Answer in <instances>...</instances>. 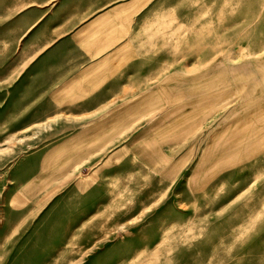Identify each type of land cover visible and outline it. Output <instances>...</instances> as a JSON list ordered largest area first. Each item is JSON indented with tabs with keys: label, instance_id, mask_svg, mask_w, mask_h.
Segmentation results:
<instances>
[{
	"label": "rangeland",
	"instance_id": "1",
	"mask_svg": "<svg viewBox=\"0 0 264 264\" xmlns=\"http://www.w3.org/2000/svg\"><path fill=\"white\" fill-rule=\"evenodd\" d=\"M157 3L156 78L98 108L108 139L36 199L23 186L68 122L0 105V264H264V144L238 145L264 137V0Z\"/></svg>",
	"mask_w": 264,
	"mask_h": 264
},
{
	"label": "crops",
	"instance_id": "2",
	"mask_svg": "<svg viewBox=\"0 0 264 264\" xmlns=\"http://www.w3.org/2000/svg\"><path fill=\"white\" fill-rule=\"evenodd\" d=\"M157 10V0H0V105L15 107L19 122H68L52 130L56 142L32 187L23 186L26 195L36 199L51 180L75 176L91 159L93 139L109 137V111L98 108L124 106L125 90L156 78ZM26 107L53 112L22 117ZM140 152L133 156L145 163Z\"/></svg>",
	"mask_w": 264,
	"mask_h": 264
},
{
	"label": "bare ground",
	"instance_id": "3",
	"mask_svg": "<svg viewBox=\"0 0 264 264\" xmlns=\"http://www.w3.org/2000/svg\"><path fill=\"white\" fill-rule=\"evenodd\" d=\"M212 68L215 70V71H220L221 72V74H220V78H222V79H224L225 77L227 78V74L228 73H231V71H229V68L227 67V66H222V65H220V64H214V65H212ZM240 69H243V68H240ZM237 71V70H236ZM226 76H225V75ZM225 78V79H226ZM247 85V84H246ZM264 137H263V135H259V133H257V132H254V133H252V134H249V136H248V138H246V136L245 135H243V138H242V136H241V140L238 142L239 144L238 145H241V144H243V145H251L252 147H251V152H254V150H257V147H258V145H261V143H263L264 144ZM247 145V146H248ZM254 146V147H253ZM214 147V150H216L215 149V145L213 146ZM254 148V149H253ZM212 150H213V148H212ZM213 150V157L215 156V158L216 159H222V161H223V159H225V160H228L229 158L227 157L228 156V154L229 153H231L232 151H230V150H225L223 153L222 152H220V151H218V149L216 150V151H214ZM236 153L235 155L237 156V154L239 155L240 154V152H238V151H234L233 150V153ZM225 154H227V156H225ZM240 157H241V155H239ZM223 157V158H222ZM239 158V157H238ZM241 159V158H240ZM239 160V159H238ZM236 164H238V163H236ZM201 173V174H200ZM199 175H202V177H204V179H206V176L204 175V172L202 171V170H200L199 171ZM83 181H85V179L83 180ZM86 181H88V179L86 180ZM85 181V182H86ZM203 182V181H202ZM84 183V182H83ZM199 184V188L198 189H201V188H203V186H204V184H205V182H203V183H198ZM196 188V189H197ZM23 205V204H22ZM21 206V205H20Z\"/></svg>",
	"mask_w": 264,
	"mask_h": 264
}]
</instances>
